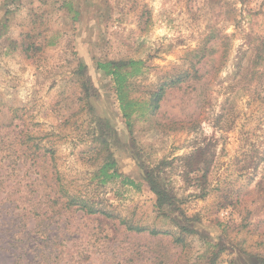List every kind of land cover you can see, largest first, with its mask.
<instances>
[{"label": "rangeland", "instance_id": "rangeland-1", "mask_svg": "<svg viewBox=\"0 0 264 264\" xmlns=\"http://www.w3.org/2000/svg\"><path fill=\"white\" fill-rule=\"evenodd\" d=\"M263 41L264 0H0V264H44L46 254L47 264H258L249 255L264 256V87L227 98ZM204 46L214 50L211 73L169 89L152 114L145 93L200 69ZM127 60L146 71L130 82L143 85L134 144L113 78L99 69ZM79 65L98 98L84 96ZM93 116L120 140L123 177L103 188ZM147 170L201 235L175 241ZM59 176L114 217L65 210L49 227L59 242L36 250L38 235L25 238L59 196ZM123 220L161 234L128 231Z\"/></svg>", "mask_w": 264, "mask_h": 264}, {"label": "trees", "instance_id": "trees-1", "mask_svg": "<svg viewBox=\"0 0 264 264\" xmlns=\"http://www.w3.org/2000/svg\"><path fill=\"white\" fill-rule=\"evenodd\" d=\"M209 48L204 46L200 49L202 53L201 59L198 63L202 62V66L194 70L193 73L185 71L178 74L172 78L169 82L164 84H158L154 88L148 90L145 94L147 95V107L152 114H157L160 112L161 102L164 100L167 91L174 87H180L184 82L191 80L203 79L206 74L211 73V69L215 67L213 60V51L208 53ZM213 52V53H212ZM252 52L255 54V60L250 66L246 68H240L238 71L235 82H233L229 88L230 96L227 100L233 98L234 95L247 92L252 88L264 87V41L259 46L252 48ZM211 55V56H210ZM210 58L208 59L207 58ZM141 62L135 60L119 61V62H109L106 64H100L99 69L104 71L108 76L113 78L116 85V91L118 94L120 109L123 114V118L126 120V125L131 135L132 142L134 144L135 135V123L134 114L136 113L137 106L140 104L138 101V96L136 93V88L140 91L143 89V85H138L133 87L130 83L133 79H138L144 76L145 70L140 67ZM197 65V63H196ZM204 69H207L206 71ZM78 73L83 75V79L80 81V85L84 92V96L87 100L92 98H98V92L92 82V78L87 73V67L85 65H79ZM86 108L89 113H94V109L90 102H88ZM95 115V114H94ZM93 116V121L96 123L99 133L94 132L90 137V150L93 152L95 157V162L97 163V170L94 174V180L96 181V187H106L108 183L115 181L118 178H122L118 170V161L115 157L114 148L120 144V140L107 119H96ZM95 133V134H94ZM146 180L150 186L151 191L156 196V207L158 208L162 217H166L170 220L171 224L174 225L177 232L175 234V241L181 243L187 236H198L201 235V230L198 228L197 223L191 220L180 210V206L177 203V199L173 196L164 186L158 176H155L154 170H147L145 172ZM59 183L58 197L51 199L49 203L51 207L49 210L40 214L37 211L36 216L37 222L35 228L30 232L26 242L32 241L33 234L38 235V246L36 250H42L48 247L49 244L52 246L57 244L60 240V236L57 238H50L49 227L53 224V220L60 217L65 210L78 211L87 214L90 217H101L112 218L114 217L112 212L107 211L104 206H101L100 202H97L94 197H89L86 194L82 196L80 192L76 194H71L68 192L64 180L61 176L57 178ZM123 185H130L140 189L141 184L135 183L130 179L124 178ZM208 192L201 194V197H205ZM231 196L226 200H230ZM227 205V202L225 203ZM179 211V212H178ZM102 219V218H101ZM122 224L127 226L128 231H133L137 233L150 232L151 235L157 236L161 233L154 230H149V228L138 225H131L123 220ZM23 230H27V227H22ZM31 235V236H30ZM220 243L224 242V237H219ZM53 246V247H55ZM40 256V255H39ZM258 264H264V256L260 254H251ZM41 257V256H40ZM50 260L49 254L42 255L40 258L41 263L47 264Z\"/></svg>", "mask_w": 264, "mask_h": 264}]
</instances>
